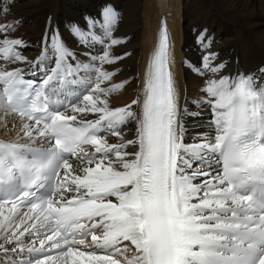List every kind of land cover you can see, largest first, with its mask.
Returning <instances> with one entry per match:
<instances>
[{
	"label": "snow or ice",
	"instance_id": "6c2138e0",
	"mask_svg": "<svg viewBox=\"0 0 264 264\" xmlns=\"http://www.w3.org/2000/svg\"><path fill=\"white\" fill-rule=\"evenodd\" d=\"M104 15L110 25L114 14ZM14 29L12 22L0 24V58L27 62L16 50L23 41L7 37ZM52 48L55 67L39 90L21 87L31 86L22 69H0V111L20 117L19 133L29 141L0 142L6 242L34 232L40 248L28 251L43 256L28 264H264V81L251 75L208 80L215 134L185 145L164 21L142 104L136 99L111 108L101 97L123 85L102 89L111 74L96 68L95 85L75 102L52 107L48 88L55 94L72 74L63 69L69 53L58 35ZM99 59L113 60L108 51ZM210 59L204 58V68L216 74L223 65L212 66ZM132 105L140 106L139 117ZM90 114L95 118L87 119ZM130 119L137 123L135 139L122 132ZM108 136L118 142L109 143ZM213 161L220 167L213 170ZM46 185V194L32 190ZM21 208L27 211L16 223Z\"/></svg>",
	"mask_w": 264,
	"mask_h": 264
},
{
	"label": "bare ground",
	"instance_id": "6f19581e",
	"mask_svg": "<svg viewBox=\"0 0 264 264\" xmlns=\"http://www.w3.org/2000/svg\"><path fill=\"white\" fill-rule=\"evenodd\" d=\"M4 0L0 1V15L4 22H16L14 36L9 39H21L23 44L31 43L38 48L41 35L48 39L57 32L64 47L75 50L78 37L74 29L91 37V31L102 21L108 5L115 10L117 21L110 31L106 44L97 52V68L110 73L102 84L112 88L123 85L115 94L102 96L111 108L127 106L139 99L144 92V81L148 60L153 50L152 41L156 34L160 15L166 16V30L169 35L171 74L177 97L184 108L177 119L184 130L185 140L199 143L212 135V123L204 118L205 108L199 95L204 83L210 79L231 77L236 71H244L257 80L264 81V0ZM56 4L54 8L53 5ZM60 7V10L57 9ZM52 23L53 31L45 30L46 18ZM50 23V24H51ZM49 24V23H48ZM44 25V26H43ZM201 34L204 36L200 42ZM2 37V34H0ZM119 41L112 44V40ZM35 42V43H34ZM209 47L201 52L200 45ZM39 51V50H38ZM109 52L112 62L101 63L99 57ZM29 52V53H28ZM27 51L22 56L27 62L10 61L5 71L21 64L34 63L40 59L38 68L45 69L46 56L43 52ZM80 55L82 52H75ZM127 54V55H125ZM212 54V66L223 65L216 74L204 68V58ZM98 73L95 74V84ZM103 89V88H102ZM199 98H201L199 96ZM195 99V100H193ZM138 110V105H132ZM213 110V108H212ZM93 115H88L90 117ZM86 117V118H87ZM122 131L125 139H135L137 123L130 119ZM123 126V127H124ZM21 120L0 111V136L18 141H25L19 133ZM19 133V135H18ZM109 143H116L117 138L110 136ZM135 149L129 146L127 151ZM5 215L8 212H4ZM16 222V221H15ZM18 223V222H16ZM15 231V229H13ZM10 235V233H7ZM5 233L0 230V245L8 246ZM6 259V258H5Z\"/></svg>",
	"mask_w": 264,
	"mask_h": 264
},
{
	"label": "rangeland",
	"instance_id": "374dc122",
	"mask_svg": "<svg viewBox=\"0 0 264 264\" xmlns=\"http://www.w3.org/2000/svg\"><path fill=\"white\" fill-rule=\"evenodd\" d=\"M53 7L55 8L56 7V4L55 5H53ZM57 9L58 10H60V7H57ZM52 21H54V20H52ZM51 21V22H52ZM51 22H49V21H47V23L46 24H44L45 25V30H48V27H49V31L51 32V31H53V28H52V23ZM49 23V24H48ZM51 23V24H50ZM43 25V26H44ZM114 27V26H113ZM112 30H113V28L111 29V32H112ZM35 43V42H34ZM33 46V45H32ZM34 48V47H33ZM25 53V52H24ZM197 97L198 98H196V96H193V98H195V99H202V98H199V95H197ZM7 254L5 253V254H1V256H0V264H3V263H5L6 262V260H7V256H6ZM6 258V259H5Z\"/></svg>",
	"mask_w": 264,
	"mask_h": 264
}]
</instances>
